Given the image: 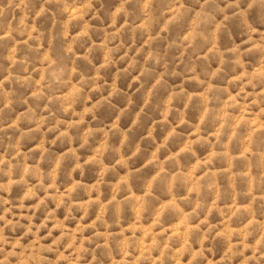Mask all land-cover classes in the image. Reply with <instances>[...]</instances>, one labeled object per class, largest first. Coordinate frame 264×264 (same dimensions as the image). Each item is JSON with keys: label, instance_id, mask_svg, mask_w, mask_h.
I'll use <instances>...</instances> for the list:
<instances>
[{"label": "clouds", "instance_id": "clouds-1", "mask_svg": "<svg viewBox=\"0 0 264 264\" xmlns=\"http://www.w3.org/2000/svg\"><path fill=\"white\" fill-rule=\"evenodd\" d=\"M0 264H264V0H0Z\"/></svg>", "mask_w": 264, "mask_h": 264}]
</instances>
